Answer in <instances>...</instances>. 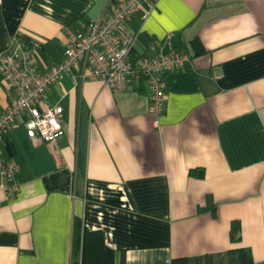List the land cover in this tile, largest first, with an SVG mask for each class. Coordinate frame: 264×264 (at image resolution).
I'll use <instances>...</instances> for the list:
<instances>
[{
    "label": "crops",
    "instance_id": "1",
    "mask_svg": "<svg viewBox=\"0 0 264 264\" xmlns=\"http://www.w3.org/2000/svg\"><path fill=\"white\" fill-rule=\"evenodd\" d=\"M110 1L0 0V54L33 49L45 70L68 33ZM127 26L140 31L139 46L159 41L165 52L169 38L188 57L164 77L163 115L155 124L143 82L114 92L65 76L47 89L40 108H62L64 135L31 140L18 118L0 141V158L20 167L15 198L0 191V264H69L75 217L103 233L114 264L237 248L264 263V0H156L144 22L134 15ZM8 104L0 76V108Z\"/></svg>",
    "mask_w": 264,
    "mask_h": 264
},
{
    "label": "built area",
    "instance_id": "2",
    "mask_svg": "<svg viewBox=\"0 0 264 264\" xmlns=\"http://www.w3.org/2000/svg\"><path fill=\"white\" fill-rule=\"evenodd\" d=\"M156 0H111L104 15L85 24L80 32H69L61 60L40 70L33 49L19 45L0 54V76L8 91L9 104L0 108V141L22 119L31 140L51 144L64 135L62 108H40L47 89L65 76L75 81L100 80L114 92H123L134 83H144L149 96L148 112L155 124L164 113V77L181 71L188 57L177 52L167 39L168 50L159 41L139 46L140 31L127 26L138 15L144 22L155 8ZM74 70L76 73H74ZM20 167L13 160L0 158V191L5 201L18 192Z\"/></svg>",
    "mask_w": 264,
    "mask_h": 264
},
{
    "label": "trees",
    "instance_id": "3",
    "mask_svg": "<svg viewBox=\"0 0 264 264\" xmlns=\"http://www.w3.org/2000/svg\"><path fill=\"white\" fill-rule=\"evenodd\" d=\"M24 46H29L28 41L19 37ZM181 44L176 50H182ZM189 175L202 179L203 170H190ZM206 209L214 211V205L207 199ZM229 240L231 243L240 241V225L237 221L230 224ZM115 252L109 248L101 231L87 230L82 221L75 217L72 222V237L69 264H114ZM170 264H255L251 251L248 248H237L223 254L205 255L202 257L172 258ZM264 264V263H260Z\"/></svg>",
    "mask_w": 264,
    "mask_h": 264
}]
</instances>
